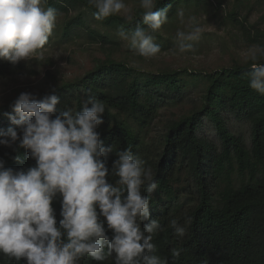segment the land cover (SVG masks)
<instances>
[{
	"label": "trees",
	"instance_id": "1",
	"mask_svg": "<svg viewBox=\"0 0 264 264\" xmlns=\"http://www.w3.org/2000/svg\"><path fill=\"white\" fill-rule=\"evenodd\" d=\"M190 1L199 0H156L153 11L168 8L167 21L153 34L163 51L171 42V34L164 38L163 33L177 27L178 8L187 7ZM241 3L242 0H235L226 18L251 45L264 47V29L250 36L245 22L253 9L245 7L244 13ZM42 6L56 10L57 23L43 48L59 32L60 43L85 38L90 44L115 50L122 42L127 43L119 37V29L146 27L140 4L131 11L130 21L128 15L121 13L103 21L95 20L96 9L89 0H42ZM220 7L218 3L216 9ZM109 51L83 76L59 80L57 85L49 86V92L33 95L41 98L53 94L55 89L58 112L69 108L81 111L87 95L104 103L103 123L97 131L104 146L112 148L106 156L108 182L114 184L118 179L111 175L112 162L125 148H131L155 174L156 190L148 193L147 185L141 189L142 194L150 197V218L141 227L153 219L161 224L162 230L151 241L155 246L152 254L160 258L161 264H264V95L249 87L248 73L253 62H235L209 72L150 71L131 66L127 60L114 59ZM258 62L264 63V57ZM20 68L0 61V78ZM47 75L56 79L53 73ZM18 96L0 105V130L16 127L6 114L14 115L11 104ZM186 105L163 132L149 136L161 109ZM231 120L249 127V146L230 131ZM206 121L215 131L213 138L201 134ZM0 159L5 168L14 170H27L36 164L29 150L18 147V142L12 147L0 145ZM235 176L242 179L239 186H235ZM51 206L58 227L62 219L59 194ZM186 216H191L193 222L186 235L177 238L169 222L177 219L184 224ZM105 228L111 237L106 224ZM173 249L181 250L178 258L173 257ZM0 264L26 261L0 254ZM78 264H115L114 254L104 261L84 257Z\"/></svg>",
	"mask_w": 264,
	"mask_h": 264
},
{
	"label": "clouds",
	"instance_id": "2",
	"mask_svg": "<svg viewBox=\"0 0 264 264\" xmlns=\"http://www.w3.org/2000/svg\"><path fill=\"white\" fill-rule=\"evenodd\" d=\"M95 7L94 19L129 13L123 0H89ZM156 0H140L146 27L118 30L130 49L144 58L155 57L160 46L154 33L167 21L168 8L153 11ZM183 17V13H179ZM129 21L131 16L126 17ZM56 24V10L43 7L42 0H0V59L16 64L31 57L48 42ZM202 29L193 24L188 32L178 31L176 41L181 53L192 49L190 42L200 38ZM264 47L253 48L246 56L252 61L249 87L264 95ZM87 91V90H86ZM41 98L21 93L12 102V125L0 130V145L29 150L35 166L27 170L5 168L0 159V254L26 264H78L84 257L104 261L114 254L115 264H161L153 255V235L162 230L158 220H150L149 195L156 190L154 172L131 148L117 153L109 183L104 146L97 131L103 123L105 105L87 95L81 111H57L58 97ZM90 105V107H89ZM55 114V117L53 115ZM19 133V134H18ZM61 197L59 226L52 201ZM103 218V219H101ZM193 218L184 224L177 219L169 227L177 238L186 235ZM112 236L106 234V228ZM180 249H173L174 258Z\"/></svg>",
	"mask_w": 264,
	"mask_h": 264
},
{
	"label": "rangeland",
	"instance_id": "3",
	"mask_svg": "<svg viewBox=\"0 0 264 264\" xmlns=\"http://www.w3.org/2000/svg\"><path fill=\"white\" fill-rule=\"evenodd\" d=\"M123 2L130 12L122 11V15H130L131 11L140 4V0H123ZM190 2L192 3L187 7L178 8L177 11L183 13V17L178 15L177 27L174 26L169 33H163L164 38L171 34L169 48L165 51L160 48L161 51L152 58L139 56L125 42H122L120 48L115 50L90 44L85 38H74L73 42L67 44L60 43L58 32L49 46L38 49L28 59L16 63L21 66L17 70L18 72L6 78H0V105L18 94L49 92V86L57 85L59 80H70L83 76L86 71L95 66L98 58L104 59L109 50L114 59L127 60L131 66L150 71L191 69L209 72L220 67H229L235 62H245L246 56L255 46L251 45L247 37H244L242 32L230 24L226 18L235 0ZM218 3H221V7L216 9ZM240 6H244L242 8L244 13H246L245 7L253 9L249 14L248 21L245 22L250 36L253 37L257 30L264 29V1L242 0ZM243 16L239 19L241 20ZM193 24L201 27L200 38L190 42L193 45L191 50L181 53L178 50L176 34L178 31H190ZM97 27L101 29L100 25ZM154 43L159 45L155 39ZM0 61L11 63L2 59ZM47 72L53 73L56 79L48 76ZM182 77H185V74ZM187 106L161 109L151 125L149 136H158L166 125L176 120ZM231 121L229 123L230 131L241 136L249 146V127L246 124ZM201 134L209 138L215 136L210 122H205ZM241 181V178L234 177L235 186H239Z\"/></svg>",
	"mask_w": 264,
	"mask_h": 264
}]
</instances>
